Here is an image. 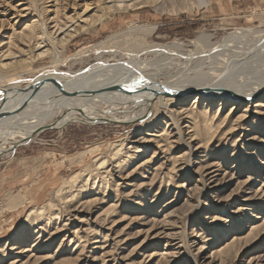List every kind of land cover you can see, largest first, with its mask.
<instances>
[{
    "label": "rangeland",
    "instance_id": "1",
    "mask_svg": "<svg viewBox=\"0 0 264 264\" xmlns=\"http://www.w3.org/2000/svg\"><path fill=\"white\" fill-rule=\"evenodd\" d=\"M52 1L0 0V87L24 88L46 70L72 75L130 54L160 81L234 62L241 78L264 72L262 61L254 71L242 70L238 57L223 68L220 58L203 60L210 48L219 55L217 47L233 44L235 32L251 31L236 45L263 36L264 0H87L89 14L101 16L93 21L84 2H65L58 19L71 16L64 21L76 33L58 35L51 24L39 42L25 41L19 33L33 16L53 17ZM20 4L30 15L16 13ZM174 42L182 54L151 52ZM187 51L205 53L193 59ZM193 97L155 106L141 124L65 122L0 154V264H264V104L255 106L264 100L230 110ZM40 208L44 217L29 228L27 215Z\"/></svg>",
    "mask_w": 264,
    "mask_h": 264
},
{
    "label": "bare ground",
    "instance_id": "2",
    "mask_svg": "<svg viewBox=\"0 0 264 264\" xmlns=\"http://www.w3.org/2000/svg\"><path fill=\"white\" fill-rule=\"evenodd\" d=\"M86 1L87 0H53L52 3L55 8V10L52 12V14H54L53 17L50 18L49 15H47L46 18H43L40 14L39 16H33L30 20L31 23L29 25H25L23 30L19 33V36L23 37L25 41L29 43L39 42L40 39L47 36V30L51 24L53 27L51 26L50 28L54 30L56 34L60 35L64 33V35L67 34L71 36L72 29L73 32H75L76 29L73 28L72 25H67L68 23L64 21L66 20L67 22L72 23L71 16L66 18L63 17V21L65 22L64 24L62 20L58 19V15L61 14L62 7L64 4H66L65 2H67L68 5L70 2H73L72 6H75L77 2H84L83 6H86L85 15H90L89 13H91L92 10L88 9V7L93 5L90 4V2L87 4ZM105 1L109 2L110 0ZM197 1L202 6L207 5L205 0ZM92 2L93 0L91 3ZM21 6V4L16 6V13H20L21 18H25V16L30 15L32 11L29 10V8H22ZM109 8H111V6H109ZM93 11H95V9ZM98 14H91V21H93V19H98L100 16ZM83 21L84 20H81V22ZM15 23L17 24L18 22L15 21ZM47 23H49V25H47ZM250 34L251 31L248 30L235 32L233 34L234 36L232 35L233 37H231L232 39L229 38L230 40L228 39L229 41H227L229 43L233 40V44H226L224 42V46L217 47L222 51V53L220 52L219 55L218 53L215 54L212 52L214 48H210L208 55H204L205 57H203V60H208L211 62L218 61L215 60L216 57L220 58L221 60L216 63H224L222 65L223 68L228 64L232 57H238L236 59L243 60V63H241V67L243 68L242 70H244L245 67L246 69L248 67L255 71L259 63L261 61L264 62V35H259L257 40L254 41V44L251 43L253 45L249 46L247 43H244L243 45H240L239 43V45H236L237 42L244 40ZM64 37L69 39L68 36ZM202 41L203 38L200 36V38L198 37L194 43L201 44ZM9 43L10 39L8 38V44ZM154 48L155 49H152L151 52L156 55L161 53V56L162 53L172 54L173 51H181V49H183L181 43L177 42L171 43L169 46H158ZM39 51L40 52L38 53H41V50ZM182 51L179 53L182 54ZM196 52L187 51L185 52V56H183L185 58L194 57L193 59H196L205 53V51L204 53L200 52L201 54ZM129 56L130 57L128 58V61L122 62L121 58H118V61L114 64H110L108 60L102 59L99 60L97 64L85 68L84 71L78 70L77 72H72V75L67 74V72L64 74L59 73L57 70L51 72L46 70L40 75L36 76L32 82L27 84V86H42L40 92L37 93V95H19L12 102L6 104L4 108V110H8L10 112L8 116L0 122V154L9 156L12 154L13 148L17 147V144H24L28 140L33 139L34 136L43 132V130L47 127L66 124L65 122L69 121L83 122L84 124L89 123L92 125H100L101 123H106L107 125H125L127 123L130 124L131 122H139L140 124L145 123V119L149 117L150 112L155 106L165 109L167 103H183L192 93H195L193 97V103L197 101H203L205 108L217 103L220 106L227 104L230 106V110H234L238 108L239 105L246 102L249 103L251 100H264V72L262 71L263 73H260L259 75L256 74L254 77L241 78L243 73L241 75L239 74L240 71L234 73L236 71L235 68L237 67L238 69L236 62H234L232 66L230 65L231 67H229V69L222 70L220 69L221 67H215L208 70L209 73L202 72V74H195L193 77L186 78L185 76H180V78L177 79L171 80L170 78H166L165 80L163 79V81H160L159 79L155 78L157 75L154 74V71L152 73V70L146 66L145 62H141L139 55L130 54ZM164 61L166 60L164 59ZM159 65L163 66L160 63ZM233 69H235V71H233ZM230 71L231 75L227 76L226 73ZM248 72L249 70L247 73ZM138 77H144L150 81V88H142L143 85L141 82H135ZM56 81H60L62 83L61 88L63 90L67 92L77 90V94H71V96L60 95L53 86L54 82ZM9 84H13L9 88H6L10 92L20 88L18 82ZM162 90L170 92L173 94V96L163 95L161 93ZM131 97L135 98V104L124 107L122 104L123 99L128 100V98ZM24 102L27 103L24 110L15 113L14 109ZM1 104L2 102H0V105ZM263 104L264 102L257 101L255 106L261 107ZM194 112H192L193 118H191L199 119L196 114L197 112ZM201 114L202 116L204 115L207 117V113L205 115V109L202 110ZM201 120L204 119L202 118ZM116 155L118 154L116 153ZM116 155L114 157H116ZM104 163L105 161L95 164V166H97V170L102 169L105 166ZM116 165V167L122 170L124 163L121 162L117 163ZM87 174H89V172L83 176L87 177ZM72 184V178L64 180L63 182V185L66 187L71 186ZM44 215L45 210H43V208L38 210H30V213L27 215L25 220L26 226L31 228L33 225H35L36 221L38 219H42ZM23 237H25L24 231H19L13 239L15 241L13 245L17 246L18 242H20Z\"/></svg>",
    "mask_w": 264,
    "mask_h": 264
},
{
    "label": "water",
    "instance_id": "3",
    "mask_svg": "<svg viewBox=\"0 0 264 264\" xmlns=\"http://www.w3.org/2000/svg\"><path fill=\"white\" fill-rule=\"evenodd\" d=\"M135 82H138V83L141 82L142 85H143L142 88H146V89H149L150 88V85H151L150 81H148L144 77L143 78L138 77L135 80ZM53 86L56 88L57 92L60 95H62V96H71V94H77V92H78L77 90L76 91L74 90V91H71V92H67V91L63 90L61 88L62 83H60V82L59 83L54 82ZM41 88H42V86L40 87L38 85H34V86H27V87H24V88H19V89H16V90L10 92V91H8V89L0 87V99H1L0 102H2V104L0 105V122L4 118H6L8 116V114H9V112H10L8 110H4L6 104L12 102L19 95H26V94L37 95V93L40 92ZM161 93L163 95H166V96H168V95L173 96V94H171L170 92L164 91V90H162ZM190 95H195V93H192ZM26 105H27V103L24 102L23 104H21L20 106H18L16 109H14L15 113L23 110L22 108L25 107ZM50 127H54V126H50ZM50 127H47L46 129H48ZM28 141L25 142L24 144L28 143ZM21 145H23V144H20V145L17 144V147L18 146H21ZM15 148L16 147L13 148V151H14Z\"/></svg>",
    "mask_w": 264,
    "mask_h": 264
}]
</instances>
